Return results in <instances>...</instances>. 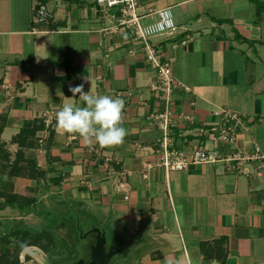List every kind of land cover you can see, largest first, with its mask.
I'll return each instance as SVG.
<instances>
[{"label":"crops","instance_id":"crops-1","mask_svg":"<svg viewBox=\"0 0 264 264\" xmlns=\"http://www.w3.org/2000/svg\"><path fill=\"white\" fill-rule=\"evenodd\" d=\"M3 1L11 16L0 25V141L14 157L19 147L13 139L22 129L48 112L54 119L48 156L43 147L36 151L43 185L20 177L15 192H37V198L38 188L66 185L78 192L76 200L96 205L104 221L140 244L139 264H264V173L257 163L245 164L243 172L227 162L179 172L158 165L161 134L152 117L165 107L151 87L157 73L145 44L116 28L97 0ZM137 1L144 24L165 8L175 16L173 34L149 42L175 58L176 148L190 159L200 147L214 149L210 129L218 113L230 109L246 117L247 126L231 151L252 153L260 146L264 154V13L250 0ZM39 5L51 13L48 23H34ZM183 39L189 43L175 48ZM80 84L85 92L124 99L128 134L122 145L100 151L57 127L55 114L64 103L82 104L69 91ZM56 193L46 192L38 203ZM116 249L107 241L108 251H123Z\"/></svg>","mask_w":264,"mask_h":264},{"label":"built area","instance_id":"built-area-1","mask_svg":"<svg viewBox=\"0 0 264 264\" xmlns=\"http://www.w3.org/2000/svg\"><path fill=\"white\" fill-rule=\"evenodd\" d=\"M98 8L104 13L105 17L116 22L118 29H129L132 32L136 42L145 44V53L149 65L157 73V82L152 84V90L157 93L160 99L164 101L165 109L157 112L152 118L160 132L157 141L159 156L158 165L163 167L166 172L184 171L190 165H207L219 162L234 164L238 172H243V166L247 163H257V170L264 173V154L261 147L256 146L254 152L244 153L231 151V147L236 144L237 134L240 130L246 128V117L230 110L222 109L218 116L220 121L211 127L209 136L214 142V149L208 150L200 147L192 159L188 158L183 151L176 148L173 138V106L172 100L176 83L173 76L174 57H166L158 45L151 44L149 38L158 34L171 33L176 26L163 32L147 36L144 33L146 25L143 23V17L139 14V3L137 0H97ZM52 15L45 7L36 11V24H45L50 21ZM188 39H183L174 43V47L186 46ZM134 53V52H133ZM187 92L191 89L186 87ZM186 119H192L186 117ZM53 115L46 113L45 122L47 126L52 125ZM128 197H126L127 199Z\"/></svg>","mask_w":264,"mask_h":264},{"label":"rangeland","instance_id":"rangeland-1","mask_svg":"<svg viewBox=\"0 0 264 264\" xmlns=\"http://www.w3.org/2000/svg\"><path fill=\"white\" fill-rule=\"evenodd\" d=\"M4 3L5 1L0 0V4ZM8 5L9 4H5V6L0 5V25H2L3 23H7V21H10L11 13L8 10ZM35 21L36 14H34V23H36ZM0 39L2 40L4 38L0 37ZM0 45H2V41H0ZM0 143L3 142L0 141ZM1 146L2 145H0V147ZM97 147L101 151V147L99 145H97ZM5 149L8 150L7 147ZM0 155L1 157H4V154L1 153V151ZM21 178L24 179V177ZM40 179L37 178L35 179V181L41 184L43 183L41 182L43 178L41 180ZM59 184L60 183H55L54 187L57 188ZM21 190L25 191L24 189ZM37 190L39 191V193L37 194V199H39L40 196L44 197L46 192L57 193L56 195H47L46 199H44V203L42 201L41 203H38L37 200V203H33L31 205L28 202V199H34V197L36 198L37 192H33V195L28 191L26 193H22L21 191V194L19 196L27 200H21V203L23 204L22 206L24 207L25 211L29 212V210H32L33 212L38 214L40 211L45 213L50 210L52 214L47 216L44 214L42 218L32 217V214L25 216L16 209L14 213L6 210L4 211L3 209H5V207L2 206L1 208H4L1 210H3L4 212H0L1 236L6 235L9 230H12L15 227L19 226L22 222L25 223V226L27 225V227L29 228H36L40 230V228H49L50 225H52L51 223H53L54 219H57L58 221H60V226L57 228V230L55 228V230L58 234V237L66 243L67 249L65 252L67 254H71V252H73L74 255L78 258L76 261H65L62 262V264H73L81 259L86 261L89 258L91 259L90 249L92 248L91 245L94 242V239H92L89 234L91 233L92 228L100 227L101 229L106 230V237L110 247L118 248L116 250L120 251L123 250L120 254L113 258L111 264H139L140 244L136 243L135 239L128 238V236L124 235V233L120 231V229L116 225L104 221V218H102L98 209H95L96 205L88 203V200L86 202H79L78 200H76V196H79L78 192L67 188L66 185L61 186L58 191L55 190L56 192L52 191V189H49L50 191H40V188H38ZM15 193L18 195L17 192ZM71 214H74V216L72 217ZM47 221L49 222V225ZM4 251L5 247L0 244V256L4 253ZM49 259V255H47L42 249L36 247L27 248L21 254V262L23 264H54L53 260H51L50 262ZM60 260L61 258L58 260V264H60Z\"/></svg>","mask_w":264,"mask_h":264},{"label":"trees","instance_id":"trees-1","mask_svg":"<svg viewBox=\"0 0 264 264\" xmlns=\"http://www.w3.org/2000/svg\"><path fill=\"white\" fill-rule=\"evenodd\" d=\"M250 1L256 6L259 15L264 13V3L262 1ZM41 7L42 5L36 7L35 14ZM53 125L54 122H52V125L47 126L45 120H40L35 121L32 127L22 129L13 139V143L19 147L14 157L5 149L6 145L0 143L2 145L0 151L4 154V157L0 155V200L4 202V207L19 210L25 216L34 213L32 210H29V212L25 211L21 200H27L21 198L20 194L17 195L15 193L16 185L14 180L20 177L44 178L45 171L38 166L36 151L43 147L47 151L48 156L54 137ZM44 132L47 134V138L41 140L40 135ZM44 142L45 144H43ZM53 180L58 182L57 178ZM37 200L34 197V199H28V202L32 205L37 203ZM1 209L0 207V211ZM43 214L47 216L52 214V212L49 210ZM71 216L73 217L74 214H71ZM51 224L49 228H40L39 230L29 228L22 222L19 226L9 230L6 235L1 236L0 234V244L5 247L4 253L0 256V264H21L20 256L22 252L30 247L42 249L50 256L49 261L53 260L54 264H58L57 262L60 258V264L65 261H76L78 259L77 256L73 252L71 254L65 252L67 249L66 243L56 233L57 228L60 226V221L54 219Z\"/></svg>","mask_w":264,"mask_h":264},{"label":"clouds","instance_id":"clouds-1","mask_svg":"<svg viewBox=\"0 0 264 264\" xmlns=\"http://www.w3.org/2000/svg\"><path fill=\"white\" fill-rule=\"evenodd\" d=\"M159 19L146 25L144 33L147 36L163 32L174 27L175 16L173 10L165 8L159 10ZM73 97L79 94L82 104L64 103L55 114L57 127L65 134L78 136L84 145L101 148H111L122 145L127 136L123 111L125 101L120 96L85 92L80 84L69 88ZM58 95H62L58 91Z\"/></svg>","mask_w":264,"mask_h":264},{"label":"water","instance_id":"water-1","mask_svg":"<svg viewBox=\"0 0 264 264\" xmlns=\"http://www.w3.org/2000/svg\"><path fill=\"white\" fill-rule=\"evenodd\" d=\"M91 233L97 234L95 238L96 242L91 248V259L88 262L81 259L73 264H111L119 251L107 250L106 234L100 229H93Z\"/></svg>","mask_w":264,"mask_h":264},{"label":"flooded vegetation","instance_id":"flooded-vegetation-1","mask_svg":"<svg viewBox=\"0 0 264 264\" xmlns=\"http://www.w3.org/2000/svg\"><path fill=\"white\" fill-rule=\"evenodd\" d=\"M96 235L97 234H90L89 236L92 238V239H94V242L92 243V245H91V247L95 244V241H96ZM90 253H91V249H90ZM90 260V258L87 260V262ZM86 261V260H85Z\"/></svg>","mask_w":264,"mask_h":264}]
</instances>
